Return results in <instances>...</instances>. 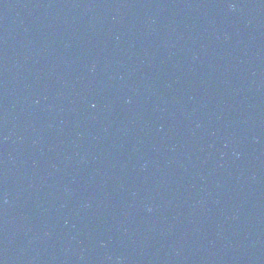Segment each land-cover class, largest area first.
Returning <instances> with one entry per match:
<instances>
[{"label":"water","instance_id":"obj_1","mask_svg":"<svg viewBox=\"0 0 264 264\" xmlns=\"http://www.w3.org/2000/svg\"><path fill=\"white\" fill-rule=\"evenodd\" d=\"M0 264H264V0H121L1 87Z\"/></svg>","mask_w":264,"mask_h":264}]
</instances>
